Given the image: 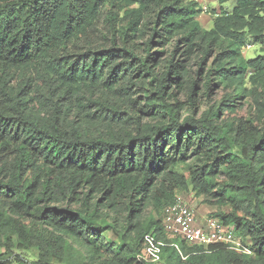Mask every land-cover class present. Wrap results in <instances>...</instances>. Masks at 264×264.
<instances>
[{
    "label": "trees",
    "instance_id": "1",
    "mask_svg": "<svg viewBox=\"0 0 264 264\" xmlns=\"http://www.w3.org/2000/svg\"><path fill=\"white\" fill-rule=\"evenodd\" d=\"M217 1L0 0V264H264V0ZM185 192L251 254L166 234Z\"/></svg>",
    "mask_w": 264,
    "mask_h": 264
},
{
    "label": "built area",
    "instance_id": "2",
    "mask_svg": "<svg viewBox=\"0 0 264 264\" xmlns=\"http://www.w3.org/2000/svg\"><path fill=\"white\" fill-rule=\"evenodd\" d=\"M200 6L201 12L207 11L205 0H193ZM250 47L249 44L245 48ZM163 229L171 238L179 237L189 244H197L204 247L210 245H224L231 249L250 255L249 245L236 235L232 227L226 226L220 220L213 217L200 219L194 209L184 200L177 198L173 203L163 209L162 217ZM170 246L178 252L180 246L176 241L166 243L151 233H147L143 238V253L137 255L139 262H158L160 260L161 248Z\"/></svg>",
    "mask_w": 264,
    "mask_h": 264
},
{
    "label": "rangeland",
    "instance_id": "3",
    "mask_svg": "<svg viewBox=\"0 0 264 264\" xmlns=\"http://www.w3.org/2000/svg\"><path fill=\"white\" fill-rule=\"evenodd\" d=\"M205 1L207 4V7H208L207 11H205L204 13H201L200 11H198L197 17H198V21L201 24L202 28L208 29L212 25V18H213L212 11L216 10L218 12L219 2L217 0H205ZM231 6H232L231 2L228 1L227 3H224L222 5V9L224 11L230 10ZM240 54H241V56H243L246 59L253 58V57L261 54L260 46L257 44H251L250 47L244 48V50H242ZM144 88H145V86H144ZM145 89H147V87ZM138 90H139V92H141V94L143 93L142 88H138ZM228 91L229 90H227V89H222V88L216 89L213 87V88H211V90L208 93H206L207 95L206 94L204 95V94H202V89H201V91H199L197 96H196V100H197V106L196 107L199 108L198 112L202 111L204 108H206L213 101H217L222 95H225ZM179 98L181 101L186 100V96L184 94L180 95ZM237 101H239V100L237 99ZM248 101L249 100H247V99L242 100L241 110L244 113L248 112V107H247ZM178 198L187 202L194 209L196 215L200 219L208 217L210 212H212V210H213L211 207H209L207 204H205L203 201H201L200 197H196L192 192L179 193ZM109 236H111L112 238L114 237L112 234H110ZM245 243L248 245L250 244L247 241ZM21 254L28 261H32L36 257V251L35 250H28L25 252H21Z\"/></svg>",
    "mask_w": 264,
    "mask_h": 264
},
{
    "label": "clouds",
    "instance_id": "4",
    "mask_svg": "<svg viewBox=\"0 0 264 264\" xmlns=\"http://www.w3.org/2000/svg\"><path fill=\"white\" fill-rule=\"evenodd\" d=\"M200 8V7H199ZM200 12H201V9H200ZM201 13H203V12H201Z\"/></svg>",
    "mask_w": 264,
    "mask_h": 264
},
{
    "label": "crops",
    "instance_id": "5",
    "mask_svg": "<svg viewBox=\"0 0 264 264\" xmlns=\"http://www.w3.org/2000/svg\"><path fill=\"white\" fill-rule=\"evenodd\" d=\"M202 218V217H201Z\"/></svg>",
    "mask_w": 264,
    "mask_h": 264
}]
</instances>
